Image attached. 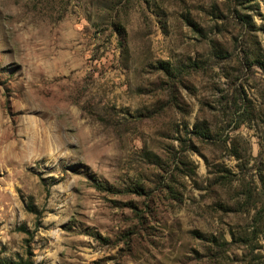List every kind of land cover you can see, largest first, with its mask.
Instances as JSON below:
<instances>
[{
    "label": "rangeland",
    "instance_id": "rangeland-1",
    "mask_svg": "<svg viewBox=\"0 0 264 264\" xmlns=\"http://www.w3.org/2000/svg\"><path fill=\"white\" fill-rule=\"evenodd\" d=\"M0 259L264 264V0H0Z\"/></svg>",
    "mask_w": 264,
    "mask_h": 264
},
{
    "label": "trees",
    "instance_id": "trees-1",
    "mask_svg": "<svg viewBox=\"0 0 264 264\" xmlns=\"http://www.w3.org/2000/svg\"><path fill=\"white\" fill-rule=\"evenodd\" d=\"M28 210L29 211H32V207H28ZM30 260L27 259V260H17V261H14V260H9V259H3L1 260L0 259V264H29Z\"/></svg>",
    "mask_w": 264,
    "mask_h": 264
}]
</instances>
